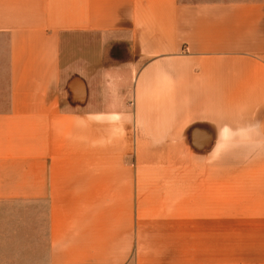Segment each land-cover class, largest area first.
<instances>
[{"label":"crops","instance_id":"1","mask_svg":"<svg viewBox=\"0 0 264 264\" xmlns=\"http://www.w3.org/2000/svg\"><path fill=\"white\" fill-rule=\"evenodd\" d=\"M250 125L264 0H0V206L32 264H186L148 258V221L178 229L190 174Z\"/></svg>","mask_w":264,"mask_h":264},{"label":"rangeland","instance_id":"2","mask_svg":"<svg viewBox=\"0 0 264 264\" xmlns=\"http://www.w3.org/2000/svg\"><path fill=\"white\" fill-rule=\"evenodd\" d=\"M259 131L264 126L250 125L246 132L239 127L227 155L219 144L216 154L202 158L199 177L192 180L191 173L186 181L179 233L176 222L148 221V258H176L182 253L171 245L181 243L186 264H264V136ZM25 212L24 231L31 234L32 210ZM21 224L15 209L0 206V264H32V252L25 250L32 236L20 242L5 234Z\"/></svg>","mask_w":264,"mask_h":264}]
</instances>
